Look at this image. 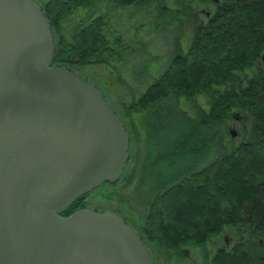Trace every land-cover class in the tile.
Segmentation results:
<instances>
[{
  "label": "trees",
  "instance_id": "obj_1",
  "mask_svg": "<svg viewBox=\"0 0 264 264\" xmlns=\"http://www.w3.org/2000/svg\"><path fill=\"white\" fill-rule=\"evenodd\" d=\"M155 1L48 0L40 4L54 38L52 64L82 68L114 56L112 47L121 39L107 38V22L96 14L97 4L127 8ZM193 1L178 0L194 22L187 49L176 48L167 67L126 111L143 113L171 97L195 100L203 96L208 110L198 107V118L190 121L189 153L196 158L214 143L221 151L209 165L195 164L167 181L155 173L153 192L139 200L141 211L129 212L126 223L149 253L150 244L166 256L189 246L204 247L226 229L235 244L228 248L224 239L203 264H264V0H218L204 22L193 10ZM236 113L247 114L250 125L240 142L229 140L226 145L225 122ZM179 115L184 117L182 112ZM90 194L61 216L84 207Z\"/></svg>",
  "mask_w": 264,
  "mask_h": 264
},
{
  "label": "water",
  "instance_id": "obj_2",
  "mask_svg": "<svg viewBox=\"0 0 264 264\" xmlns=\"http://www.w3.org/2000/svg\"><path fill=\"white\" fill-rule=\"evenodd\" d=\"M54 55L40 4L0 0V264H154L115 214L61 216L120 179L130 135L102 92Z\"/></svg>",
  "mask_w": 264,
  "mask_h": 264
},
{
  "label": "rangeland",
  "instance_id": "obj_3",
  "mask_svg": "<svg viewBox=\"0 0 264 264\" xmlns=\"http://www.w3.org/2000/svg\"><path fill=\"white\" fill-rule=\"evenodd\" d=\"M35 1L42 4L48 0ZM191 6L200 20L206 19L202 10H213V3L208 0H194ZM96 10V14L106 19L107 38L119 37L121 42L112 47L114 56L105 63L72 70L102 92L126 126L130 148L123 177L112 186L104 187L103 184L95 189L87 196L86 203L100 211H114L130 218L129 212L141 211L139 200L153 192L157 177L167 181L195 164L207 166L221 148L214 143L196 158L189 153L193 139L189 136L190 121L198 118V107L208 110V101L203 96L195 100L171 97L143 113L128 114L126 111L167 67L176 48L184 52L190 43L193 18L188 17L178 0H157L146 6L127 8L111 4L104 8L97 4ZM180 112L185 118L179 115ZM236 115L237 119L225 122L226 145L229 140L233 144L240 142L249 128L250 117L245 113ZM155 173L159 175L156 177ZM132 217L135 219V215ZM224 239L228 248L235 244L233 234L225 229L201 248L189 246L169 256L158 254L150 244L149 249L154 264H203ZM262 246L264 249V241Z\"/></svg>",
  "mask_w": 264,
  "mask_h": 264
},
{
  "label": "flooded vegetation",
  "instance_id": "obj_4",
  "mask_svg": "<svg viewBox=\"0 0 264 264\" xmlns=\"http://www.w3.org/2000/svg\"><path fill=\"white\" fill-rule=\"evenodd\" d=\"M202 1H204V0H202ZM208 1L212 2L213 4H215V3H217L218 0H208ZM201 13L204 14L205 18H208L209 15H210V13H211V11H210V10H208V11L202 10ZM201 21L204 22V20H201ZM126 129H127V128H126ZM104 187H105V186H104ZM83 206H84V207H89V208H91V209H93V210H96V211H100V210L95 209L94 207H92V206H90V205H87V203H86V199L84 200V205H83ZM111 213L115 214L116 216H118L119 218H121L123 221L127 222V218H125V217H123V216H120L119 214H117V212L111 211ZM127 223H128V222H127ZM226 245H227V244H226ZM184 252H186V251L184 250Z\"/></svg>",
  "mask_w": 264,
  "mask_h": 264
}]
</instances>
